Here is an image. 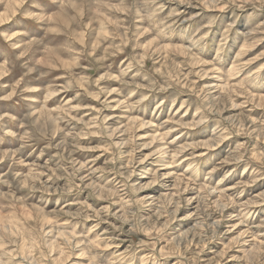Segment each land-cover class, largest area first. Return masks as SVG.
Masks as SVG:
<instances>
[{"label":"rangeland","instance_id":"rangeland-1","mask_svg":"<svg viewBox=\"0 0 264 264\" xmlns=\"http://www.w3.org/2000/svg\"><path fill=\"white\" fill-rule=\"evenodd\" d=\"M0 264H264V0H0Z\"/></svg>","mask_w":264,"mask_h":264},{"label":"bare ground","instance_id":"bare-ground-1","mask_svg":"<svg viewBox=\"0 0 264 264\" xmlns=\"http://www.w3.org/2000/svg\"><path fill=\"white\" fill-rule=\"evenodd\" d=\"M167 150V149H166ZM158 152V151H157ZM161 152H163L162 150H161ZM163 155V154H162ZM166 173V172H165ZM166 175V174H165ZM169 177L167 176V177H165V179H168ZM164 179V178H163ZM168 183V181L167 182H165V184H167ZM169 183H171V182H169Z\"/></svg>","mask_w":264,"mask_h":264}]
</instances>
